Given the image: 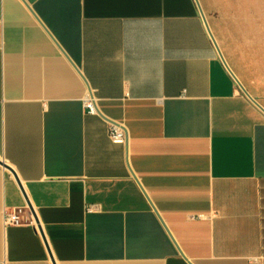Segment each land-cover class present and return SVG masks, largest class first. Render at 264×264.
Returning <instances> with one entry per match:
<instances>
[{
  "label": "crops",
  "instance_id": "0c3cea01",
  "mask_svg": "<svg viewBox=\"0 0 264 264\" xmlns=\"http://www.w3.org/2000/svg\"><path fill=\"white\" fill-rule=\"evenodd\" d=\"M198 1L0 0V264H264V2Z\"/></svg>",
  "mask_w": 264,
  "mask_h": 264
},
{
  "label": "built area",
  "instance_id": "2783aa9c",
  "mask_svg": "<svg viewBox=\"0 0 264 264\" xmlns=\"http://www.w3.org/2000/svg\"><path fill=\"white\" fill-rule=\"evenodd\" d=\"M85 108L88 109L89 113L91 114H98V107H97V100L94 98L93 95L89 94L86 96L85 101ZM109 138L115 144H127L128 142V133L126 129L117 124H110L109 125ZM26 210H28V215H24V209L20 208L13 212H5L4 216V223L6 226L10 225H31V226H38L37 220L35 215L33 214L32 210L30 209L29 205L26 206ZM89 211H92L93 208H89Z\"/></svg>",
  "mask_w": 264,
  "mask_h": 264
},
{
  "label": "water",
  "instance_id": "95a60500",
  "mask_svg": "<svg viewBox=\"0 0 264 264\" xmlns=\"http://www.w3.org/2000/svg\"><path fill=\"white\" fill-rule=\"evenodd\" d=\"M197 2H198V4H199V8H200V10H201V13H202L203 17L205 18V15H204V13H203V10H202V8H201V5H200V3H199L198 0H197ZM218 49H219V48H218ZM219 52H220V54H221L220 49H219ZM221 56H222V54H221ZM222 57H223V56H222ZM245 91H246V90H245ZM246 93H247V91H246ZM0 164H3V162H2L1 160H0ZM6 167H8V166H6ZM28 205H29L30 209L33 210L31 204H28Z\"/></svg>",
  "mask_w": 264,
  "mask_h": 264
},
{
  "label": "rangeland",
  "instance_id": "374dc122",
  "mask_svg": "<svg viewBox=\"0 0 264 264\" xmlns=\"http://www.w3.org/2000/svg\"><path fill=\"white\" fill-rule=\"evenodd\" d=\"M257 2L263 3L264 0H256ZM260 11H263L262 9Z\"/></svg>",
  "mask_w": 264,
  "mask_h": 264
}]
</instances>
